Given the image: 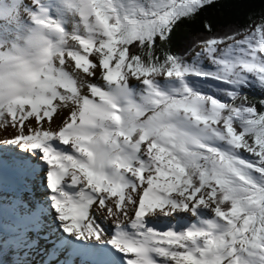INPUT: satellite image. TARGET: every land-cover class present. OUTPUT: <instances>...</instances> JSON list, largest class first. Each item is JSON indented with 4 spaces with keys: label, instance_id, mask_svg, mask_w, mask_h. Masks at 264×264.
I'll list each match as a JSON object with an SVG mask.
<instances>
[{
    "label": "snow or ice",
    "instance_id": "6c2138e0",
    "mask_svg": "<svg viewBox=\"0 0 264 264\" xmlns=\"http://www.w3.org/2000/svg\"><path fill=\"white\" fill-rule=\"evenodd\" d=\"M217 3L0 0V144L48 190L0 198V264H264V15L168 47Z\"/></svg>",
    "mask_w": 264,
    "mask_h": 264
},
{
    "label": "trees",
    "instance_id": "16d2710c",
    "mask_svg": "<svg viewBox=\"0 0 264 264\" xmlns=\"http://www.w3.org/2000/svg\"><path fill=\"white\" fill-rule=\"evenodd\" d=\"M250 15L255 22H259V17L264 15V0H218L215 7L206 9L196 21L180 25L174 31L168 47L174 53H183L199 38L208 34L203 28L206 19L212 22L214 31L223 34L246 25ZM248 95L260 98L262 94L258 91L255 93L248 91ZM11 261V252L2 258V264H11Z\"/></svg>",
    "mask_w": 264,
    "mask_h": 264
},
{
    "label": "rangeland",
    "instance_id": "374dc122",
    "mask_svg": "<svg viewBox=\"0 0 264 264\" xmlns=\"http://www.w3.org/2000/svg\"><path fill=\"white\" fill-rule=\"evenodd\" d=\"M205 64L207 65V62H205ZM0 146L5 147V145H3V144H0ZM12 149H16V150L20 151L15 146H12ZM5 150H6L5 148L0 147V154H3L2 155L4 157L3 159L7 158V160L9 161L10 159H12V157L8 154L4 155V152L5 153L6 152L12 153V152L11 151H5ZM21 155L25 157V154L22 152H21ZM31 159L35 160V157H31ZM33 177H35V176H33ZM33 177H30L28 179L30 180ZM39 178H40V176H39ZM37 180H35V181H37ZM17 181L18 180L14 181L16 183H12L8 180H5L4 182L6 183V185L4 187H0V198H2L5 203H7L11 198H22L23 200L28 201L30 203L37 202V201H39V202L44 201L43 195L40 193V191L43 190V186H45L46 181H44L42 183L41 178H40V180L37 181L36 183L34 181H31L30 185L25 184V182H23V181L20 182V184H21L20 185V184H18ZM34 183H35V185H33ZM96 218H97V221L99 223H101L105 229H109L111 227V221L105 222L103 220V217L99 216V215ZM44 223H45L44 229H47V225L49 223L48 217L44 218ZM38 234H43V232L30 234L33 236V238L38 240L37 247L30 254V257H29L30 264H44V260L46 259L45 251H46V249L51 247V245L48 244L45 240L41 239L40 236H38ZM61 254H64V253H61ZM60 259H63V255L60 256Z\"/></svg>",
    "mask_w": 264,
    "mask_h": 264
},
{
    "label": "bare ground",
    "instance_id": "6f19581e",
    "mask_svg": "<svg viewBox=\"0 0 264 264\" xmlns=\"http://www.w3.org/2000/svg\"><path fill=\"white\" fill-rule=\"evenodd\" d=\"M10 132H11V130H9L8 132H4V133H2V134H0V140H3V139H5L6 137H8L9 136V134H10ZM0 147H4V146H0ZM5 148H8V150H10V149H12V146L11 145H5ZM4 157H2L1 156V154H0V173L1 172H4V171H6V168L3 166V165H10V166H13L14 168H16V170L15 171H11V173H13V174H10V175H12V176H14L15 177V179L16 180H18L17 182H18V184H20V182H25V184H27V185H30V182L31 181H34L35 183L37 182V181H39L40 180V178H39V176H37V175H35V177H33V178H31L30 180L29 179H27L24 175H23V173H22V170L19 168V167H17V165H16V163L14 162V161H8L7 160V158L6 159H3ZM11 160V159H10ZM8 171V170H7ZM9 172V171H8ZM39 178V179H38ZM38 179V180H37ZM35 180H37V181H35ZM35 183L33 184V185H35ZM21 185V184H20ZM40 193L46 198L47 196H48V191H47V189L43 186V190L42 191H40ZM46 201V199H44V201L43 202H45ZM47 229H44V231H46ZM43 232V231H42Z\"/></svg>",
    "mask_w": 264,
    "mask_h": 264
}]
</instances>
